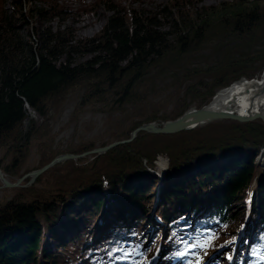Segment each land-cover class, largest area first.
<instances>
[{"label": "trees", "instance_id": "16d2710c", "mask_svg": "<svg viewBox=\"0 0 264 264\" xmlns=\"http://www.w3.org/2000/svg\"><path fill=\"white\" fill-rule=\"evenodd\" d=\"M133 1L79 0L75 7L66 0H0V167L12 181L61 153L98 146L95 140L54 146L52 121L70 98L79 100L71 122L78 123L89 108L125 118L104 146L130 138L145 122L174 119L209 103L242 76L262 77L264 0L218 6H198L199 0L134 6ZM100 5L111 11L100 32L77 37L68 17L74 21L79 12ZM215 9L213 21L208 13ZM161 87L173 88L175 109L168 110V102L142 104ZM34 139L40 160L29 166ZM262 145L261 119L215 120L175 133L142 131L104 154L58 163L33 184L28 176L20 186L5 188L14 191L11 198L0 199V264H121L131 254L129 237L139 233L156 195L155 211L166 226L150 221L154 233L164 230L177 248L184 243L178 236L202 234L205 223H213L220 231L210 232L206 249L211 250L234 238L239 227L234 205L249 194L251 226L243 240L255 257L264 247V164L257 158ZM159 156L169 159L163 177L156 173ZM106 202L111 208L96 243L85 228L101 217ZM183 225L192 228L183 232ZM67 227L74 234L65 240L60 231ZM45 233L52 250L38 249Z\"/></svg>", "mask_w": 264, "mask_h": 264}, {"label": "rangeland", "instance_id": "374dc122", "mask_svg": "<svg viewBox=\"0 0 264 264\" xmlns=\"http://www.w3.org/2000/svg\"><path fill=\"white\" fill-rule=\"evenodd\" d=\"M66 1L67 4L73 5L75 7H78L79 5V0H66ZM87 1L93 2L94 0H87ZM120 1H123L124 3L128 2V0H120ZM167 1L168 0H134L132 4L134 6H141V5L153 6L157 4H165ZM233 1L234 0H199L198 6H203V5L218 6L221 4V2H233ZM60 2L64 3L65 0H60ZM217 9L209 11L208 13L213 21L218 20L216 13ZM110 14L111 11H109L106 7L100 5L95 7L94 12L91 13L85 11L79 12V17H76L74 21H73V17L71 18V16H69L66 22L75 24L77 37H91V36H95L98 32H100V30L104 26V23L106 22ZM58 21L59 19H55L52 22V25L55 28L58 25ZM165 27L168 28L167 26ZM172 90L173 88L169 89V88L161 87L152 92H149L147 94L145 101L142 104L146 105L147 107H151L153 105L152 104L153 102H163V103L168 102L167 105L168 110H173L176 107V102L174 101V98L170 97V93ZM78 101L79 100L77 98H70L67 104L63 107L60 114L56 115L55 119L52 121V127H53L52 133L55 135L54 146L58 149H65L68 148L70 145L72 146L79 142L88 141V140H95L98 146H102V143L104 141H111L109 132L117 126V122L125 121V118H123L122 114L120 113H116L112 116H109L107 115L106 111H99L89 108L81 115L78 123L71 122L70 117ZM107 151L101 154H104ZM257 158L260 160V162L264 164V156L261 157V155H258ZM39 160H40V155L38 151L37 140L34 139L32 141L30 160L28 165L34 166L38 163ZM162 167L163 168L160 167L161 169L160 168L157 169L156 173L163 177L165 174L164 170L167 169V167L164 166ZM6 177L11 180L10 176H6ZM2 185L3 183L2 184L0 183V199H2L3 197L11 198L13 196L14 191L5 190V188H12V187H4ZM249 196L250 195L248 194L247 196L248 200H249ZM248 200L246 201V199H244L245 202L242 200V202L240 201L239 203L234 205L236 224L239 225V227L237 228V231L234 232V238L232 240L226 241L227 242L226 244H224L223 246L217 249L213 248L211 250H207L206 249V247H208L207 239L210 236L211 230L215 229L216 233H218L220 230L219 228H215L217 227V225L214 227L213 223H209V224L205 223L206 225L201 231L202 234H196L189 237L188 235L185 234H181L180 236H178V238H181L180 240L184 241V243L180 246L179 250L181 251V253H184L185 255L180 256V258H178L179 261L175 262V264H229V260L231 259V257L234 258L233 264L243 263L244 256L245 255L247 256V253L245 254L244 252L245 250H248L249 243L243 240L244 233L240 234L242 236H239V232L241 230L246 231L248 227L251 226V219L248 217V213H247V209L249 207ZM154 204H155L154 201L151 202L150 212L154 208ZM107 205L108 203L106 202L102 204L101 207L100 212H101V217L103 219L109 216L111 207L108 208L106 212ZM112 206L115 207L114 204ZM150 212L145 213V216L147 217L146 219L147 221H145V223L140 225L139 233L137 235L129 237L130 239H133L131 241L132 243L128 245V247H130L131 254L129 256V259L122 260L121 264H149L150 261L156 263L161 259L160 255L163 252H165L166 255L171 254V251L169 250L167 251L170 244L166 240L165 231L158 229L159 234H155L154 229L150 227V225L148 224L150 221L154 220L155 218L156 220L158 219L157 213L155 214L152 213L151 215ZM101 217L94 221H90L89 225L85 228L86 232L90 234V236L93 238V241H95L96 243L101 242L100 235L102 229H104V227L106 226V224H104L102 227H99V224L102 221ZM159 222L165 224L166 226V223L164 221H159ZM79 224H82V222H80ZM82 227L83 226L81 225V228ZM71 228L72 227L69 228L67 227L60 231L62 237L63 235L65 236V240H68L74 234ZM188 228H192V226L186 227V225H183V232H185V230H187ZM229 233H232V230H230ZM229 233L226 232L223 233L221 239H223L225 235ZM250 233L251 232H248V236L250 235ZM151 234H153L154 237L144 242L145 237L149 238ZM45 236H46L45 239H43V237L40 238L38 249L43 250L48 247L49 250H52L54 247V242L51 240V236L49 235L47 236V233H45ZM238 241L240 242L242 241L244 243L245 245L244 248H239L236 246V243ZM159 247H161L160 250H158ZM169 249H175V246L174 247L170 246ZM257 249H259L257 250L258 253L257 256L252 257L248 254V256H250L249 257V261H251L250 264H264V247L262 246ZM230 252L233 255L231 256L230 254L231 257H226L229 255ZM165 254H163L162 257H164ZM155 255H158L160 258L158 259V257ZM154 256L156 257L155 260H153ZM108 257H112V256H108ZM174 257L175 256L171 258ZM245 262L243 264H245ZM42 264L45 263L42 262ZM99 264H107V263L104 261H99ZM108 264H115V262L113 263L109 262Z\"/></svg>", "mask_w": 264, "mask_h": 264}, {"label": "water", "instance_id": "95a60500", "mask_svg": "<svg viewBox=\"0 0 264 264\" xmlns=\"http://www.w3.org/2000/svg\"><path fill=\"white\" fill-rule=\"evenodd\" d=\"M241 82H243L242 84H246L247 86L248 85L257 86L259 88L257 92L258 94H260L261 92L264 91V72L262 74L261 79L247 78L243 76L239 80L234 81L231 85L223 87L220 90H218L217 93L214 95L213 99L210 101V103L205 104L202 107L193 106L190 109L186 110L182 115L174 119L164 120L162 122H159V121L145 122L141 124L140 126H138L135 130H133L131 133V137L128 139L116 140L105 146H98L91 150H88L86 152L79 153V154H73V153L59 154L55 158H53L48 164L25 174L23 177L18 178L17 181L15 182H12L9 178H7L5 175V172L0 168V179L3 183L2 186L4 187L19 186L26 176H31L30 183H34L37 177L41 173L46 171L48 168L56 165L57 163H60V162H63L69 159H77L79 157H83L89 154H96V153L101 154L121 142L133 140L134 138H136L138 133L142 131H147V132H152V133H175V132L182 131V130L194 129L200 125H203L205 123L212 122L215 120H236L239 122H245V121L261 119L262 121H264V106L263 108L256 107L258 106V104H256L254 99L250 102L248 110H242V108H244L243 104H241L238 109L237 107H234L232 109H218L212 105L217 94H219L221 91L226 90V89L228 90L233 89L232 90L233 92L235 91L234 89H236L235 88L236 85ZM241 99L243 100V95ZM166 160H167V165H168L169 159L167 158ZM150 213L152 215L153 210Z\"/></svg>", "mask_w": 264, "mask_h": 264}, {"label": "bare ground", "instance_id": "6f19581e", "mask_svg": "<svg viewBox=\"0 0 264 264\" xmlns=\"http://www.w3.org/2000/svg\"><path fill=\"white\" fill-rule=\"evenodd\" d=\"M242 83L243 82L237 84L235 87L236 89H234L235 91H233V92H232L233 89H230V90L226 89V90L221 91L219 94H217L212 105L218 109H232L234 107H237V109H238L240 107V105L243 104L244 108H242V110H248L250 102L254 99L256 104H258V106H256V107L263 108V106H264V91L261 92L260 94H258L257 90L259 88L257 86H249V85L247 86L246 84H242ZM242 95H243V100L241 99ZM255 95H256V97H255ZM159 163L162 164L161 166H164V167L167 165V161L165 159L160 160ZM108 208H110L109 205L106 208V212H107ZM106 222H107V218L102 219V221L99 224V227H102Z\"/></svg>", "mask_w": 264, "mask_h": 264}, {"label": "snow or ice", "instance_id": "6c2138e0", "mask_svg": "<svg viewBox=\"0 0 264 264\" xmlns=\"http://www.w3.org/2000/svg\"><path fill=\"white\" fill-rule=\"evenodd\" d=\"M203 246V245H202Z\"/></svg>", "mask_w": 264, "mask_h": 264}]
</instances>
